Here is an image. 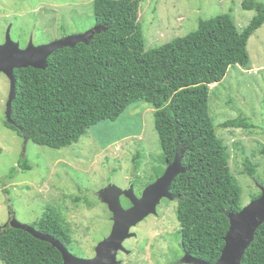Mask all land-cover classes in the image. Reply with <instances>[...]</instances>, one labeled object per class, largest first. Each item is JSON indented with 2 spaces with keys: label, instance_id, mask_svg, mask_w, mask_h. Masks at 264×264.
Listing matches in <instances>:
<instances>
[{
  "label": "trees",
  "instance_id": "trees-1",
  "mask_svg": "<svg viewBox=\"0 0 264 264\" xmlns=\"http://www.w3.org/2000/svg\"><path fill=\"white\" fill-rule=\"evenodd\" d=\"M242 6L256 10L242 31L226 12L201 19L197 29L146 50L138 22L140 0H93L96 26L87 41L57 49L45 68L15 69L16 125L6 124L24 135L26 143L32 140L59 149L78 142L92 125L116 120L130 105L149 103L155 108L166 163L183 153L187 171L174 178L170 192L177 196L176 216L184 243L215 262L225 244L229 214L238 213L242 202L228 146L218 137L210 113L211 84H219L233 65L248 66L249 39L264 24L263 1L243 0ZM222 126L249 128L252 122L241 115ZM19 166L32 168L27 157ZM248 169L251 175L256 170ZM16 172L13 167L12 177ZM81 198L77 195L75 200ZM33 226L72 250L70 222L54 208L48 207ZM1 228L0 260L5 264H63L60 250L49 241L12 227L9 221ZM242 264H264V222Z\"/></svg>",
  "mask_w": 264,
  "mask_h": 264
},
{
  "label": "rangeland",
  "instance_id": "rangeland-1",
  "mask_svg": "<svg viewBox=\"0 0 264 264\" xmlns=\"http://www.w3.org/2000/svg\"><path fill=\"white\" fill-rule=\"evenodd\" d=\"M140 1L138 22L144 30L146 50L197 29L201 19L229 12L242 31L256 14L255 9L243 8V0ZM43 7L55 9L57 13L51 16L42 14L43 10L37 11L35 15L41 18L38 22L32 13L34 8ZM5 12L10 16L6 18ZM9 26L11 38L20 47L30 37L40 42L84 33L96 26L93 0H0V43L5 41ZM248 51V66H231L219 84H211L209 98L216 133L228 146L230 166L241 188L242 207L264 188L261 152L264 146V24L250 37ZM9 88L10 80L3 72L0 74V228L11 214L22 223L35 225L46 209L52 207L70 222L74 240L70 251L89 258L113 227V214L103 201L101 190L112 183L129 189L132 183L133 190L141 193L168 167L155 128V108L138 101L116 120L92 125L78 142L56 149L32 140L26 143L18 132L3 127ZM241 115L250 119L251 127L222 126L226 120ZM25 157L32 167L29 170L19 166ZM134 157L138 158L139 166ZM248 159V166L256 169L253 175L244 164ZM13 167L17 172L12 177ZM77 195L81 200H75ZM125 197L121 202L127 200ZM174 204L177 207V201ZM174 216L178 222L176 212ZM153 220L150 216L135 228L141 236L128 241L130 254H122L128 263L143 264V259L135 260L138 254L135 243L154 225ZM145 249L149 254V247ZM0 264L5 263L0 260Z\"/></svg>",
  "mask_w": 264,
  "mask_h": 264
},
{
  "label": "water",
  "instance_id": "water-1",
  "mask_svg": "<svg viewBox=\"0 0 264 264\" xmlns=\"http://www.w3.org/2000/svg\"><path fill=\"white\" fill-rule=\"evenodd\" d=\"M98 28V27H96ZM94 33L90 29L84 33L72 34L63 38L55 39L46 44H34L30 41L26 47H20L19 42L14 41L10 35V26L6 32V38L0 43V74L5 73L10 80L9 95L6 103L7 120L15 123L12 117L13 101L17 97L16 68L36 67L45 68L48 57L57 49L66 46H75L78 42L87 41ZM25 140H27L25 138ZM183 153L177 155L165 172L153 183L146 186L142 196L138 197L133 190L134 184L129 189H122L116 184H109L101 195L103 201L108 204L113 216V227L108 236L101 240L95 248V255L85 258L75 255L59 239L52 237L36 229L33 225L20 222L14 215L9 224L15 228L25 229L34 237L49 241L57 247L63 257V264H119L117 254L124 249V241L135 235L131 228L144 220L150 214L157 212V205L163 197L174 198L170 192L174 178L187 171L182 163ZM132 201V206L125 208L121 202L122 195ZM230 226L225 235V244L220 257L215 263L200 260V264H242L245 250L254 240L256 230L264 222V188L261 196L252 200L238 213H230Z\"/></svg>",
  "mask_w": 264,
  "mask_h": 264
},
{
  "label": "flooded vegetation",
  "instance_id": "flooded-vegetation-1",
  "mask_svg": "<svg viewBox=\"0 0 264 264\" xmlns=\"http://www.w3.org/2000/svg\"><path fill=\"white\" fill-rule=\"evenodd\" d=\"M41 10H43L42 14H50L51 16H55V14L57 13V11L55 9H52V8H47V9L45 8L44 9V7H43V8H39V9L34 8L32 15L37 14V11H41ZM45 11H47L49 13H46ZM5 15H6V18L10 16V14L7 12H5ZM34 17H37L36 19L38 22L41 20V18H39L38 15H35ZM50 23H53V22L50 21ZM51 27L53 28L54 25H51ZM42 28H44V27H42ZM58 28H59V26H58ZM55 39H57V38L55 37V38L47 40V41L42 40L40 42H35L34 38L30 37L29 42L33 41L34 44L39 45V44L49 43ZM28 43L22 47L23 48L26 47L28 45ZM6 121L8 122L7 117H5V119L3 121V127L13 130V128H11L10 126H8L6 124ZM12 124L16 125V122L12 123ZM22 137L25 139L24 135H22ZM130 185H132V183H130ZM129 186H127V187H129ZM142 193H143V191L141 193H136V195L138 197H141ZM124 197L125 196L121 197L122 200ZM176 197L175 198H169V197L162 198L160 203L157 205V212L154 214H150L149 216H147L144 219V220H146V219H148V217L153 216V218H154L153 221H156V222L154 223L153 226L147 228L144 236L140 239V242L136 241L135 245L137 246L136 248L138 250L136 252L138 254L135 256V260L136 259L137 260L143 259V264H200V260L208 261L210 263H215L216 261L211 262L208 259L201 258L200 254H199V250L190 249V248H188V245H186L184 243L182 226H181L179 220L177 219L178 220V222H177L176 219L174 218L175 217L174 215H175V212L177 209V207L174 204L175 201H177ZM125 198H127V197H125ZM164 200H167L168 203ZM122 204L125 208H129L130 206H132L133 203L129 198H127V200H125V202L123 201ZM144 220H142V221H144ZM142 221H140L139 223H141ZM139 223L131 228V231L135 232L136 235L131 237V238H127L123 243L125 248L120 249L118 254H117V259H118V261H120L119 264H142V262L135 263L134 261H133V263H128L127 260L125 261V259H123L124 257L122 255V254H130L132 251V249L128 246L129 245L128 241L133 239V238L134 239H136L137 237L139 238V236H141L139 234V232L135 231V228L139 225ZM0 229H2V228H0ZM147 232H149V233H147ZM133 243L134 242H130V244H133ZM146 246L149 247V251H150L149 254L151 255L150 258H149V254L145 253L147 251L145 249ZM95 253H96V251L94 252V254H92L88 257L89 258L93 257L95 255ZM151 259H154L153 263L150 262Z\"/></svg>",
  "mask_w": 264,
  "mask_h": 264
},
{
  "label": "clouds",
  "instance_id": "clouds-1",
  "mask_svg": "<svg viewBox=\"0 0 264 264\" xmlns=\"http://www.w3.org/2000/svg\"><path fill=\"white\" fill-rule=\"evenodd\" d=\"M243 208V207H242Z\"/></svg>",
  "mask_w": 264,
  "mask_h": 264
}]
</instances>
